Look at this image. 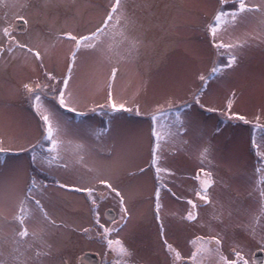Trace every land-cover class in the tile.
I'll return each instance as SVG.
<instances>
[{"label":"rangeland","instance_id":"rangeland-1","mask_svg":"<svg viewBox=\"0 0 264 264\" xmlns=\"http://www.w3.org/2000/svg\"><path fill=\"white\" fill-rule=\"evenodd\" d=\"M13 1L17 7L23 3V0L19 3ZM31 1L27 30L15 35L41 52L45 70L58 79L67 73L68 57L74 47L67 38L58 39V36L66 32L88 34L95 30L115 2L52 0L46 7L45 0ZM124 2L136 21L125 31L128 39H123L117 29L116 34L105 40L104 55L81 53L70 89L77 101V111L86 115L65 112L75 123L83 121L92 129H108V132L100 139L66 137L72 141L64 153V160L69 165L66 170L42 172L31 165L28 152H19V148L28 147L40 136L22 85L44 77L31 55L26 57L17 51L15 60L7 54L0 55V139L13 150L3 157L8 167L0 169V234H11L13 227H17L12 221L17 211L16 197L26 188L29 178L35 177L38 183L48 185L42 196L37 193V198L57 224L65 225L50 229L47 240L54 245V251L51 257H39L41 264H77V256L86 250L97 253L103 263L115 264L119 257L112 253L110 259L107 255L106 241L97 235L100 229L94 223L86 194L61 189L55 184V180H59L80 185L86 168L76 163L75 144L83 143L85 150L80 154L84 156V163L100 175L110 177L125 196L130 212L127 227L110 238L120 239L132 251L129 264H193L190 257L197 247L193 241L197 237L216 235L221 230L226 234L225 255L235 246V237L249 264H257L253 261L254 254L257 251L264 254V245L260 243L264 237V199L259 195L264 185L258 183L264 173L255 171L262 162L252 147L251 136L257 117L259 123L264 124V36L260 40L253 37L264 28L260 23L264 17L260 13L249 14L235 29L220 33L225 42L247 40L248 44L233 50L238 57L237 65L209 82L200 97L204 108H200L193 102V94L202 85L198 77L207 76L211 68L227 55H218L206 34V25L219 6L218 0ZM248 3L260 4L261 0H248ZM225 7H231V3ZM14 16L0 15V28L9 26ZM132 39L142 43L138 49L129 52ZM113 67L118 69L114 81L110 79ZM109 85L114 102L123 103L133 111L112 112L107 107ZM168 98H175L177 103L188 101L192 106L184 110L188 131L179 138L187 143L164 145L159 163L172 174L161 173L158 181L154 169L149 167V114L158 103L162 104ZM230 99L233 100L231 113L243 115L249 124L229 120L224 115L229 111ZM99 105L105 107L100 109ZM94 107L97 111H90ZM137 108L141 115H136ZM208 108L216 111L209 112ZM205 148L209 151L201 165L200 153ZM17 165L23 170L19 177L13 171V166ZM201 167L210 171L216 181L209 190L212 202L207 205L195 195L200 184L194 177ZM141 168L145 171L140 172ZM96 187L98 193L108 192L101 185ZM157 188H160L159 220L155 209ZM188 200L196 203L195 210ZM98 203L101 223L113 226L112 220L104 217L107 209L114 210V218L119 223L120 206L114 194ZM188 211H195V221L182 219ZM161 224L164 226L163 237ZM35 227L32 225L29 230ZM84 228L89 229L88 234L82 231ZM164 239L181 253V260L174 261L173 254L164 247ZM0 251L4 252L0 260L9 264L10 248L5 246ZM36 251L49 249L36 242L27 255L34 257ZM198 260L200 264H219L217 257L207 254H202Z\"/></svg>","mask_w":264,"mask_h":264},{"label":"snow or ice","instance_id":"snow-or-ice-1","mask_svg":"<svg viewBox=\"0 0 264 264\" xmlns=\"http://www.w3.org/2000/svg\"><path fill=\"white\" fill-rule=\"evenodd\" d=\"M50 3H52V0H45L46 7ZM229 3H231V7H225ZM218 5L211 21L206 25V34L209 37L211 47L216 50L217 54L224 56L227 53V55L222 62L215 64L211 68L207 76L200 75L198 77L202 85L201 89L193 94V102L199 105L200 108H204V105L200 102V97L204 95V89L208 86L209 82L214 78L220 77L226 70L233 69L237 65L238 57L234 54L233 50L242 49L248 44L247 40L242 43L225 42L220 37V33L227 31L229 28L235 29L249 14L260 13L264 17V0H261L260 4H250L248 0H218ZM28 23V20L23 17H18L16 24L0 28V55L7 54L11 60L16 59L15 53L17 51L22 52L26 57L31 55L39 64L44 77L43 79L29 80L22 85L30 108L32 109L33 117L36 120L40 136L35 143L30 144L28 147L19 148V152H28L31 157V165L38 167L42 172L48 173L61 168L66 170L69 165L64 160V153L68 151L69 145L72 144L71 140L65 139L66 137L72 135L81 137L82 139L91 137L100 139L108 132V129H92L83 121L75 123L65 115V112L76 113L79 116L86 115L84 112L77 111L75 107L77 101L70 89V81L73 78V72L77 66L78 59L82 52L104 55L105 40L116 34L117 29H119V35L123 39H128L125 31L131 29L136 21L133 15L128 12L127 4L124 0H115L107 11L106 18L95 30L90 31L88 34L66 32L58 36V39L67 38L74 45L68 57L67 73L59 79L52 72L45 70L43 56L40 51L36 50L30 43L17 39L15 33L18 25H23L24 30H27ZM260 23L264 25V19H261ZM262 36H264V28H261L253 39L260 40ZM141 43L142 41L138 39H132L130 41L131 47L129 52L138 49ZM45 52H47V48ZM117 71L118 69L116 67L111 69V80H115ZM233 96H235V93H233ZM232 105L233 100L230 99L227 104L229 111L224 113V115L229 120L235 119L249 124L250 121L243 115L231 113ZM191 106V103L188 101L177 103L175 98H168L164 103H158L149 114L151 120V159L149 167L154 169L158 181L160 180L161 173L172 174L169 169L161 167L159 163L162 159L164 145L169 143L173 145L187 143V141H181L179 138L188 131L187 114L184 110ZM98 107L103 109L105 105H99ZM107 107L112 112L133 111L131 108H126L123 103L114 102L111 85H109L108 89ZM90 111L96 112L97 108L94 107ZM207 111L213 112L216 109L208 108ZM107 114L105 113V115ZM136 115H141L138 108L136 109ZM251 144L256 156L262 162V166L257 167L255 171L256 173H264V150H262L264 149V124L259 123V117H257V122L253 125ZM75 149L77 153L76 163L82 164L86 168V173L80 178V185H69L67 183H61L59 180H55V184L61 189H70L86 194V199L89 200L91 205L90 210L94 216V223L100 229L97 235L106 241L109 252L119 257V259H116L115 264H129L128 258L133 255L132 251L120 239L110 238L113 233H119L127 227L130 218V212L126 207L123 191L114 186L110 177L100 175L95 169L88 167L84 163V156L80 154L85 150L83 143H76ZM12 151L10 147L5 146V141L0 139V169L8 167V162L3 157ZM208 151L205 148L200 153L201 165L207 159ZM13 171L18 177L23 175V170L18 165L13 166ZM144 171V168L140 169V172ZM194 179L199 181L200 184L199 191L195 195L204 205L211 203L212 200L209 190L216 183L212 178V173L201 167ZM258 183L264 185V175L260 177ZM96 185L103 186L108 192L98 193ZM47 188V184L38 183L35 177H31L26 183V188L16 197L17 211L13 215L12 221L17 227H13L11 234H0V249L5 246L10 248L8 252V256L10 257L9 264H41V261L38 259L39 257L52 256L54 245L48 243L47 240L50 235V229L62 228L65 225L57 224L56 220L51 218L50 213L46 210V206L41 202V199L37 198V193L42 196ZM168 191L171 190L168 189ZM109 194H114L118 198L121 212L119 223L115 218L112 219V227H107L104 223H101L98 210V201L107 199ZM155 195L156 219L159 220V212L161 209L160 188L156 189ZM173 195L175 194L173 193ZM259 195L264 199V189L260 190ZM187 203L191 205L193 210L197 208L196 203L192 200H188ZM216 218L219 219V217ZM182 219H186L189 222L195 221L197 214L195 211H188ZM32 225L36 227L30 231L29 229ZM82 231L85 234L89 233L88 228H84ZM160 234L163 237V224L160 226ZM36 242H39L41 245H46L49 251H36L34 257L27 255L34 248ZM225 242L226 234L224 230H221L216 235L197 237L193 241L197 247L192 252L190 259L193 261V264H200L198 257L202 254H207L208 256L217 257L219 264H249V261L243 254L241 245L236 242L235 237H233L235 246L231 247L228 255H225L223 252ZM260 243L264 245V237L261 238ZM163 244L167 252L173 254L174 261L182 259L181 253L172 244L168 243L167 239L163 240ZM2 255H4V252L0 251V256ZM0 264H5V261L0 260Z\"/></svg>","mask_w":264,"mask_h":264},{"label":"flooded vegetation","instance_id":"flooded-vegetation-1","mask_svg":"<svg viewBox=\"0 0 264 264\" xmlns=\"http://www.w3.org/2000/svg\"><path fill=\"white\" fill-rule=\"evenodd\" d=\"M16 2H20V0H16ZM32 1L31 0H23L22 5L20 4L18 7L15 6L17 3H14L13 0H0V15H15L9 22V25L16 24L18 17H23L24 19L28 20L27 14L30 12L28 11V4H30ZM39 4V3H38ZM28 27V26H27ZM23 25H18L16 32H24ZM87 252H92L93 251H83L81 254L77 256V264H87L84 261H81L82 257L84 256L85 253ZM97 258H98V263L97 264H106L102 262V258L95 253ZM107 255L112 258V253L107 251Z\"/></svg>","mask_w":264,"mask_h":264},{"label":"water","instance_id":"water-1","mask_svg":"<svg viewBox=\"0 0 264 264\" xmlns=\"http://www.w3.org/2000/svg\"><path fill=\"white\" fill-rule=\"evenodd\" d=\"M104 217L107 220H112L115 217V212L112 209H107L104 212ZM81 261H84L87 264H97L98 258L95 253L87 252L82 257ZM253 261L257 264H261L263 262V254L261 251H257L253 256Z\"/></svg>","mask_w":264,"mask_h":264},{"label":"bare ground","instance_id":"bare-ground-1","mask_svg":"<svg viewBox=\"0 0 264 264\" xmlns=\"http://www.w3.org/2000/svg\"><path fill=\"white\" fill-rule=\"evenodd\" d=\"M236 142L238 143V139H236ZM138 146H139V141H138ZM263 254V253H262ZM263 259H264V254H263Z\"/></svg>","mask_w":264,"mask_h":264}]
</instances>
